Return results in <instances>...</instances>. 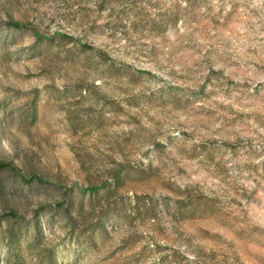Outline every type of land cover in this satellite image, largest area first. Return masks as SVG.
<instances>
[{
    "label": "rangeland",
    "instance_id": "obj_1",
    "mask_svg": "<svg viewBox=\"0 0 264 264\" xmlns=\"http://www.w3.org/2000/svg\"><path fill=\"white\" fill-rule=\"evenodd\" d=\"M8 20L0 264H264V0H0Z\"/></svg>",
    "mask_w": 264,
    "mask_h": 264
},
{
    "label": "trees",
    "instance_id": "obj_2",
    "mask_svg": "<svg viewBox=\"0 0 264 264\" xmlns=\"http://www.w3.org/2000/svg\"><path fill=\"white\" fill-rule=\"evenodd\" d=\"M0 24H3L5 25L6 27L10 28V29H14V30H22V29H25L27 28L26 24L22 23V22H19V21H16V20H8V21H5V22H0ZM13 165L11 162H8V161H3V160H0V171H3V170H9V169H13ZM29 182H32L35 180V178H31V179H27ZM10 215H14L12 213H9ZM38 227H40V225H38Z\"/></svg>",
    "mask_w": 264,
    "mask_h": 264
}]
</instances>
